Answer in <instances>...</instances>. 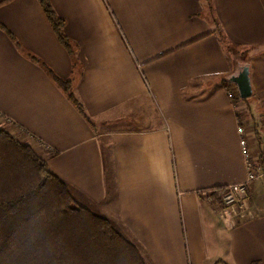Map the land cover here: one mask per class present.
Masks as SVG:
<instances>
[{
	"label": "crops",
	"instance_id": "1",
	"mask_svg": "<svg viewBox=\"0 0 264 264\" xmlns=\"http://www.w3.org/2000/svg\"><path fill=\"white\" fill-rule=\"evenodd\" d=\"M1 3V126L146 264H264V178L229 212L212 197L247 179L241 122L264 150V0H51L75 56L39 0Z\"/></svg>",
	"mask_w": 264,
	"mask_h": 264
},
{
	"label": "trees",
	"instance_id": "2",
	"mask_svg": "<svg viewBox=\"0 0 264 264\" xmlns=\"http://www.w3.org/2000/svg\"><path fill=\"white\" fill-rule=\"evenodd\" d=\"M39 3L62 47L75 56L76 47L64 32L65 21L56 14L51 0ZM0 28L6 30L1 24ZM32 58L93 126L74 94L72 81L58 77L45 63ZM232 85L228 83L227 89ZM241 101L244 100L238 97L235 104ZM226 192L227 188L214 189L212 197L221 202ZM0 264H146V261L141 250L117 232L110 221L79 203L67 184L30 145L0 125Z\"/></svg>",
	"mask_w": 264,
	"mask_h": 264
},
{
	"label": "built area",
	"instance_id": "3",
	"mask_svg": "<svg viewBox=\"0 0 264 264\" xmlns=\"http://www.w3.org/2000/svg\"><path fill=\"white\" fill-rule=\"evenodd\" d=\"M228 96L233 101L240 97L237 87L230 89ZM237 131L240 136V148L247 168V179L244 183L227 187V192L222 198V204L228 212L235 206H243L249 199V185L259 178H264V150L259 155H254L248 132L243 122L239 124Z\"/></svg>",
	"mask_w": 264,
	"mask_h": 264
},
{
	"label": "water",
	"instance_id": "4",
	"mask_svg": "<svg viewBox=\"0 0 264 264\" xmlns=\"http://www.w3.org/2000/svg\"><path fill=\"white\" fill-rule=\"evenodd\" d=\"M232 83L236 85L239 96L245 100L252 96V86L250 81V70L246 67L237 77L232 79Z\"/></svg>",
	"mask_w": 264,
	"mask_h": 264
},
{
	"label": "rangeland",
	"instance_id": "5",
	"mask_svg": "<svg viewBox=\"0 0 264 264\" xmlns=\"http://www.w3.org/2000/svg\"><path fill=\"white\" fill-rule=\"evenodd\" d=\"M1 117V116H0ZM1 122V121H0ZM2 127L3 128H5L6 130L9 128L8 126H6V124L5 123H2ZM18 139V138H17ZM223 198V197H222ZM221 203H222V201H221Z\"/></svg>",
	"mask_w": 264,
	"mask_h": 264
}]
</instances>
